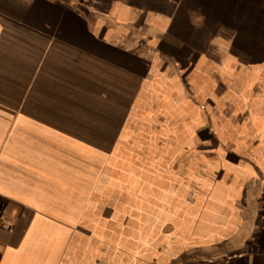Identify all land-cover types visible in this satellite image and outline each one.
Wrapping results in <instances>:
<instances>
[{
	"label": "crops",
	"instance_id": "0c3cea01",
	"mask_svg": "<svg viewBox=\"0 0 264 264\" xmlns=\"http://www.w3.org/2000/svg\"><path fill=\"white\" fill-rule=\"evenodd\" d=\"M262 39L264 0H0V264H264Z\"/></svg>",
	"mask_w": 264,
	"mask_h": 264
},
{
	"label": "rangeland",
	"instance_id": "374dc122",
	"mask_svg": "<svg viewBox=\"0 0 264 264\" xmlns=\"http://www.w3.org/2000/svg\"><path fill=\"white\" fill-rule=\"evenodd\" d=\"M205 41L206 40H208L209 41V43L212 41L211 40V36L210 37H207V38H205L204 39ZM213 41H215L214 42V45L216 46V48H219L221 45L220 44H222V41H221V39H216V40H213ZM260 41V44L261 43H264V39H262V40H259ZM211 45V44H210ZM243 45L244 46H249V44L248 43H246V41H243ZM248 52V51H247ZM243 57V59L247 62V63H251V62H253V61H256V62H263L264 63V55H256V54H253V55H244V56H242Z\"/></svg>",
	"mask_w": 264,
	"mask_h": 264
},
{
	"label": "built area",
	"instance_id": "2783aa9c",
	"mask_svg": "<svg viewBox=\"0 0 264 264\" xmlns=\"http://www.w3.org/2000/svg\"><path fill=\"white\" fill-rule=\"evenodd\" d=\"M14 227L12 220L6 219L3 213V204L0 201V229L10 230Z\"/></svg>",
	"mask_w": 264,
	"mask_h": 264
},
{
	"label": "trees",
	"instance_id": "16d2710c",
	"mask_svg": "<svg viewBox=\"0 0 264 264\" xmlns=\"http://www.w3.org/2000/svg\"><path fill=\"white\" fill-rule=\"evenodd\" d=\"M0 201L2 202V198H0Z\"/></svg>",
	"mask_w": 264,
	"mask_h": 264
}]
</instances>
